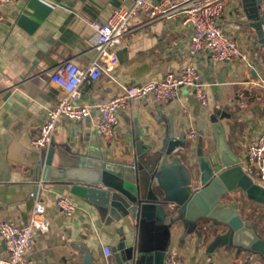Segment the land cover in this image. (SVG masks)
<instances>
[{
    "label": "crops",
    "instance_id": "crops-1",
    "mask_svg": "<svg viewBox=\"0 0 264 264\" xmlns=\"http://www.w3.org/2000/svg\"><path fill=\"white\" fill-rule=\"evenodd\" d=\"M131 2L15 0L0 11V221L25 227L33 204L31 193H38L50 225L47 232L34 235L31 264H115L113 255L104 256L103 248L111 250L118 235L100 220L94 208L71 196L63 186L34 182L35 167L45 149L32 148L30 141L44 124L46 109L61 94L49 81L52 70L66 60L87 68L92 60L90 24L104 23L113 10L128 7ZM242 3L227 1L220 26L246 52L250 67L236 61L217 63L207 52L191 60L207 94V107L185 89H180L178 99L170 103L152 99L131 102L117 112L111 141L96 134L91 119L73 122L61 118L51 142L55 147L52 165L61 161L85 175L86 163L132 164L137 152L159 148L167 132L183 142L171 159H180L177 180L184 183L195 172L198 139H202L207 155L216 151L220 132L231 154L246 167L239 141H254L264 132V90L256 85L264 76V42L257 41L254 25L264 22V0H256L257 12H252V7H247V12ZM142 19L143 14H139L128 21L131 33L117 50L119 64L112 74L114 81L102 76L81 87V103L90 107L92 118L96 105L120 95L123 87L158 81L167 73L178 74L190 61L187 50L191 30L183 25L182 15L145 26ZM239 99L243 106H239ZM192 186L198 187L195 182ZM59 197L68 198L77 207L71 217H65L56 206ZM223 200L227 202L225 197ZM244 215L242 218L255 224L264 237V216H251L248 209ZM224 230H206L199 242L195 235L183 238L179 227L166 231L149 225L136 235L138 251L165 248L166 256L173 254L183 264H246L244 254L236 257L234 250L210 247L215 235ZM5 258L6 248L0 239V260Z\"/></svg>",
    "mask_w": 264,
    "mask_h": 264
},
{
    "label": "water",
    "instance_id": "water-1",
    "mask_svg": "<svg viewBox=\"0 0 264 264\" xmlns=\"http://www.w3.org/2000/svg\"><path fill=\"white\" fill-rule=\"evenodd\" d=\"M257 37L262 40L260 28ZM216 140V151L206 155L202 139H198L195 172L184 183L177 180L180 159H171L183 142L167 132L159 148L137 152L132 164L86 163L85 175L61 161L53 166L55 147L51 143L39 156L34 182L63 186L94 208L118 235L111 249L115 264H164L167 249L138 251L136 235L149 225L166 231L179 227L183 238L195 235L199 242L204 231L221 227L225 232L216 234L210 247L234 250L236 257L244 254L246 264H264V237L255 224L241 217L237 202L223 200L240 191L248 201L264 207V186L238 158L219 153L221 141ZM166 236L169 238L168 232Z\"/></svg>",
    "mask_w": 264,
    "mask_h": 264
},
{
    "label": "built area",
    "instance_id": "built-area-1",
    "mask_svg": "<svg viewBox=\"0 0 264 264\" xmlns=\"http://www.w3.org/2000/svg\"><path fill=\"white\" fill-rule=\"evenodd\" d=\"M228 0H132L128 7L113 10L102 24L91 23L92 35L89 39V51L92 60L87 68H79L72 60L58 64L50 73L49 81L61 90L57 101L45 112V122L39 128L36 136L30 141V146L36 150L49 147L57 130L61 118L73 122L91 119L96 134L105 141L113 139L118 123L117 112L131 102L155 100L160 103H170L178 99L180 89L193 94L201 106H208V98L203 84L199 82L200 75L191 60L201 52H207L210 58L217 62L236 61L246 67L250 62L246 52L220 26V19L224 13ZM15 0H0V11L11 5ZM143 14L142 26L156 20H170L177 14L182 15L183 25L191 30L188 45L190 61L176 73H167L161 80H149L139 84L123 87L120 95L96 105V116L92 118L89 106L81 103V87L96 82L105 76L114 81L113 71L119 64L118 48L131 29L128 21ZM3 17L0 12V23ZM260 31L264 42V22ZM256 85L264 90V76L260 77ZM243 106L242 99L238 100ZM190 138L195 135L190 133ZM240 145L244 149V160L247 172L260 185L264 186V132L256 140L241 139ZM258 179V181L255 179ZM33 204L25 227L10 221H0V239L2 240L7 258L0 260V264H31L29 252L34 235L45 233L50 222L45 217L44 205L38 199V193H31ZM56 206L65 217H71L77 207L66 197H59ZM106 258L111 257L110 248L104 247ZM164 264H183L182 260L169 254Z\"/></svg>",
    "mask_w": 264,
    "mask_h": 264
},
{
    "label": "rangeland",
    "instance_id": "rangeland-1",
    "mask_svg": "<svg viewBox=\"0 0 264 264\" xmlns=\"http://www.w3.org/2000/svg\"><path fill=\"white\" fill-rule=\"evenodd\" d=\"M242 6L244 9L247 10V12H249L250 7L254 8V10L252 12H257V6H256V0H243ZM248 7V8H247ZM255 28L259 29L260 28V24L258 22L254 23ZM258 42H262V40H257ZM217 130H220V128H217ZM219 141H221L220 146L217 148L218 152H222L225 156V158H232L234 157L229 148L226 146V143H224V138L223 135L219 132ZM255 179L258 181V179L255 177ZM259 182V181H258ZM225 200L227 202H237L240 203L242 205V207L239 208V213L241 215V217H244V212L248 209V212L250 213V215L252 216L255 215L256 217L259 216H264V210L259 207V205L254 204L253 202L248 201L241 192H236V193H232L228 196H225ZM245 210V211H244ZM244 211V212H243ZM243 215V216H242ZM205 261H198V264H204ZM259 263V261H257ZM208 264V263H205ZM211 264V263H209ZM255 264V263H254ZM262 264V263H260Z\"/></svg>",
    "mask_w": 264,
    "mask_h": 264
}]
</instances>
